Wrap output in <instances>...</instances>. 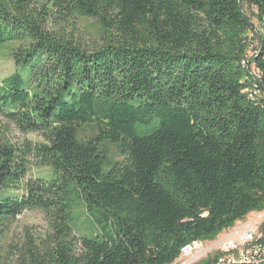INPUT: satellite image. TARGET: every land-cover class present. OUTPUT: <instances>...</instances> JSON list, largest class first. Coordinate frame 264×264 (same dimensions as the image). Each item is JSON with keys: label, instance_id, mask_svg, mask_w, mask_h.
<instances>
[{"label": "trees", "instance_id": "obj_1", "mask_svg": "<svg viewBox=\"0 0 264 264\" xmlns=\"http://www.w3.org/2000/svg\"><path fill=\"white\" fill-rule=\"evenodd\" d=\"M246 6L264 22V0H0V48L16 44V70L0 80V239L40 209L58 234L48 264H169L263 211L264 102L243 92ZM77 18L95 20L94 45L74 38ZM17 131L44 142L19 143ZM108 142L122 160L105 168ZM33 161L51 178L14 194ZM72 193L115 234L78 248Z\"/></svg>", "mask_w": 264, "mask_h": 264}, {"label": "rangeland", "instance_id": "obj_2", "mask_svg": "<svg viewBox=\"0 0 264 264\" xmlns=\"http://www.w3.org/2000/svg\"><path fill=\"white\" fill-rule=\"evenodd\" d=\"M247 13L253 21V30L261 32L264 28V22L257 20L256 8L246 6ZM74 38L82 41L86 46H92L99 39V27L92 18H77L73 21ZM252 29L248 32L251 36ZM264 34V31H262ZM252 46L258 41L257 37H251ZM16 44L10 43L0 48V80L12 74L16 70V65L11 57V49ZM247 53L243 60L247 58ZM242 60V62H243ZM0 119V124H4ZM154 126H140L139 133L150 132ZM88 128V127H87ZM88 131V130H87ZM17 142L23 141L44 142V137L37 133H21L14 132ZM106 151V166L108 168L110 163L122 160L118 154L117 144L108 142L104 145ZM53 171L48 167L41 165L39 162L33 161L29 165V170L21 183V189L14 191L16 195H21L26 191V186L31 179L51 178ZM72 198L69 209V222L73 228V233L77 240V246L80 247L79 238L84 236H113L115 234V227L108 224L106 220L97 222L92 216L82 199L76 197V194L70 195ZM264 217L263 211H251L243 219L238 220L234 225L226 228L216 238L208 240L205 243V252L211 249H218L220 245V238L224 233L230 229L238 226L240 223L249 221H258ZM5 233L0 239V264H48V256L45 253V248L50 245H56L53 240L57 236L55 223L48 213L40 209H26L22 211L14 220L4 226ZM203 257L205 254L201 253ZM202 259V257H201ZM200 259V260H201Z\"/></svg>", "mask_w": 264, "mask_h": 264}, {"label": "built area", "instance_id": "obj_3", "mask_svg": "<svg viewBox=\"0 0 264 264\" xmlns=\"http://www.w3.org/2000/svg\"><path fill=\"white\" fill-rule=\"evenodd\" d=\"M264 31V28L263 30ZM253 30L250 36L257 37L255 45L242 62L247 69L243 81V92L250 99L264 102V37ZM261 60L263 68L257 64ZM261 217V216H260ZM218 249L205 252V243L192 240L182 246L179 256L170 264H194L209 256H217L211 264H264V217L258 221L240 223L222 235ZM205 254L203 255L201 254ZM202 257V259H201ZM201 259V260H200Z\"/></svg>", "mask_w": 264, "mask_h": 264}, {"label": "bare ground", "instance_id": "obj_4", "mask_svg": "<svg viewBox=\"0 0 264 264\" xmlns=\"http://www.w3.org/2000/svg\"><path fill=\"white\" fill-rule=\"evenodd\" d=\"M199 262H197V263H194V264H198ZM170 264V263H169Z\"/></svg>", "mask_w": 264, "mask_h": 264}]
</instances>
